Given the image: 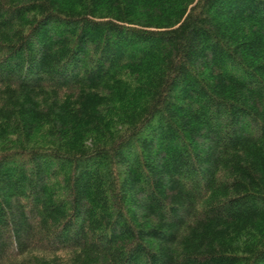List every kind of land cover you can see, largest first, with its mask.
<instances>
[{
    "label": "trees",
    "instance_id": "obj_1",
    "mask_svg": "<svg viewBox=\"0 0 264 264\" xmlns=\"http://www.w3.org/2000/svg\"><path fill=\"white\" fill-rule=\"evenodd\" d=\"M0 264H264V0H0Z\"/></svg>",
    "mask_w": 264,
    "mask_h": 264
}]
</instances>
